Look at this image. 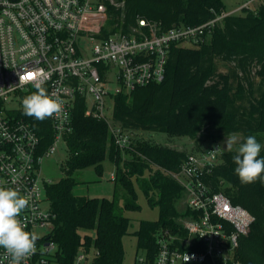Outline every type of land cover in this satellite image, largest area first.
<instances>
[{
	"label": "trees",
	"instance_id": "trees-1",
	"mask_svg": "<svg viewBox=\"0 0 264 264\" xmlns=\"http://www.w3.org/2000/svg\"><path fill=\"white\" fill-rule=\"evenodd\" d=\"M113 2H106L108 25L126 33L137 28L140 20L166 32L202 25L227 13L223 0ZM242 11L222 18L210 34V43L205 44V39L197 49L175 46L162 83L117 95L113 122L125 131L192 140L202 132L208 139L238 133L243 136L242 142L253 135L262 145L260 158H264V4L255 11ZM219 62L226 65V74L219 71ZM22 115L41 138L43 153L53 143L50 119L39 121L24 111ZM65 139L69 152L65 177L46 185L56 264H76L81 253L92 255L82 264L123 263V238L129 234L131 220L120 209H140L138 188L149 206L159 209L158 220L142 221L134 233L138 248L153 261L158 252L156 234L162 229L179 232L177 219L190 215L189 210L181 213L177 208L184 191L170 174L181 168L187 154L140 142L125 151L130 158H123L107 122L86 115L83 98L76 101L73 131ZM236 154L224 153L205 181L255 218L249 234L241 239L238 255L242 264H264V174L254 183L242 184L234 171ZM107 157L116 166L113 198L76 195L74 172L93 166L102 173ZM119 193L124 194L123 208L118 204Z\"/></svg>",
	"mask_w": 264,
	"mask_h": 264
},
{
	"label": "built area",
	"instance_id": "built-area-1",
	"mask_svg": "<svg viewBox=\"0 0 264 264\" xmlns=\"http://www.w3.org/2000/svg\"><path fill=\"white\" fill-rule=\"evenodd\" d=\"M107 1L114 3L0 0V187L16 189L29 200L20 217L26 231L49 232L39 236L35 253L22 264L56 263L53 216L50 208L43 207L50 182L42 179L41 163L55 155L61 143L67 147L65 137L73 131L76 101L85 100L87 116L115 125L116 146L129 147L125 130L107 118L109 103L114 107L117 95L162 83L175 46L200 47L222 18L257 1L264 4V0H248L202 25L166 32L140 20L126 33L109 27ZM37 82L49 95L58 96L64 107L60 117L49 118L54 138L43 153L41 138L22 115L23 100L36 91ZM223 154L221 146L212 143L188 155L181 168L170 173L183 188L190 215L179 224V232L162 229L156 234L158 252L153 261L145 253L135 264H242L241 239L249 234L255 218L205 181ZM115 177L111 175L112 180ZM88 259L81 253L76 264ZM0 264H10L3 248Z\"/></svg>",
	"mask_w": 264,
	"mask_h": 264
},
{
	"label": "rangeland",
	"instance_id": "rangeland-1",
	"mask_svg": "<svg viewBox=\"0 0 264 264\" xmlns=\"http://www.w3.org/2000/svg\"><path fill=\"white\" fill-rule=\"evenodd\" d=\"M244 0H223L226 7V12L230 13L241 7ZM261 5L259 1L251 3L248 9L250 11H255L258 6ZM235 14H243V11L237 12ZM212 36L208 35L205 41V44L210 43ZM199 47H196L197 49ZM219 71L223 74H226L228 69L223 62H219ZM107 118L112 121L113 116V105L112 102L109 103L108 110L106 112ZM110 133L112 134L115 125L113 123H107ZM125 133L130 138V146L126 148H119L123 158H130L125 151L130 150L131 147L137 146L140 142L147 143L152 147L159 149H174L181 152H185L188 155L197 154L203 148L209 146L212 143H217L221 146L223 153L230 152L226 146L225 141L231 137L236 138V143L233 144L231 151L237 152V148L243 142V136L241 134H232L229 136H214V138L208 139L205 132H202L198 135L196 140H192L188 137L183 136H174L164 133H151L146 131H125ZM117 148V147H116ZM117 148V149H118ZM68 149L64 143H61L58 146V150L55 155L47 157L41 163V174L43 181L56 183L65 177L64 166L68 159ZM116 173V166L111 161L109 157L103 162V172L98 173L95 170V167L91 166L83 170H78L74 172V179L77 182L75 188V194L79 196H92L99 198H113L115 192V184L111 179V175ZM116 179V177H115ZM138 204L141 206L139 210L133 211H120L124 216L128 217L131 220L129 234L123 238V246L125 251L124 261L121 264H135L138 257L145 254L142 249L138 248V240L134 233L139 230L140 224L142 221H156L159 218V209L158 207H150L147 199L145 198L142 190L138 188ZM47 196V194H46ZM124 194L119 193V206L120 208L124 207ZM45 210H49L48 196L47 201L43 204ZM177 208L181 213H184L188 210L185 194L182 199L177 202ZM185 216H180L177 219V223L183 225V219ZM168 230V229H165ZM47 229L38 230V236H44L48 234ZM92 259V255H89L88 261ZM56 264V263H53Z\"/></svg>",
	"mask_w": 264,
	"mask_h": 264
},
{
	"label": "clouds",
	"instance_id": "clouds-1",
	"mask_svg": "<svg viewBox=\"0 0 264 264\" xmlns=\"http://www.w3.org/2000/svg\"><path fill=\"white\" fill-rule=\"evenodd\" d=\"M34 87L36 91L23 100L24 114L39 121L60 117L64 112L63 101L58 96L49 95L38 82ZM234 143L236 138L233 136L225 141V146L231 151ZM261 150L262 145L253 135L237 148L233 158L236 165L234 171L242 184L254 183L262 178L264 158H260ZM28 205L29 200L18 190L0 187V248L10 257V264H22L26 257L34 254L40 238L35 232L26 231L21 222V214Z\"/></svg>",
	"mask_w": 264,
	"mask_h": 264
},
{
	"label": "crops",
	"instance_id": "crops-1",
	"mask_svg": "<svg viewBox=\"0 0 264 264\" xmlns=\"http://www.w3.org/2000/svg\"><path fill=\"white\" fill-rule=\"evenodd\" d=\"M246 1H248V0H244L243 3L246 2Z\"/></svg>",
	"mask_w": 264,
	"mask_h": 264
}]
</instances>
